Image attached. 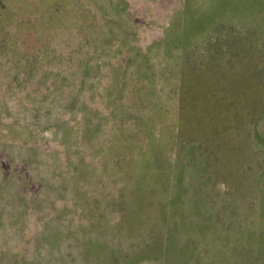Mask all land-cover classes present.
I'll return each mask as SVG.
<instances>
[{"label": "rangeland", "instance_id": "rangeland-1", "mask_svg": "<svg viewBox=\"0 0 264 264\" xmlns=\"http://www.w3.org/2000/svg\"><path fill=\"white\" fill-rule=\"evenodd\" d=\"M193 144L228 159L210 206L264 162V0H0V264H110L131 190L200 184Z\"/></svg>", "mask_w": 264, "mask_h": 264}, {"label": "crops", "instance_id": "crops-1", "mask_svg": "<svg viewBox=\"0 0 264 264\" xmlns=\"http://www.w3.org/2000/svg\"><path fill=\"white\" fill-rule=\"evenodd\" d=\"M187 191L184 183L176 188L147 185L131 190L136 195L119 208L116 245L107 251L110 264H251L247 250L251 257L253 220L244 233L235 226L223 235L222 221L211 206L200 197L185 195ZM195 199L199 200L198 215L190 221L185 216ZM86 255L93 260L95 254L89 251ZM104 263L102 253L100 264Z\"/></svg>", "mask_w": 264, "mask_h": 264}, {"label": "trees", "instance_id": "trees-1", "mask_svg": "<svg viewBox=\"0 0 264 264\" xmlns=\"http://www.w3.org/2000/svg\"><path fill=\"white\" fill-rule=\"evenodd\" d=\"M239 139H241V137H239ZM207 142L208 140H206L205 145L212 148V140L210 141L211 145H208ZM192 147V149L190 148L192 154L197 151L200 155L198 156L200 158L197 164L198 168L194 171L197 176L193 174L192 177H197L200 184L196 186L193 179L189 182L188 173L184 165L180 168V179L183 177L185 191L188 190V193H185V195L200 197L203 202L209 206L208 199L211 195L218 194L217 191H213L214 188L217 190L219 189L218 184L213 183L211 178L218 177V173L222 172L223 163L228 159H221L218 153H205L204 147L199 144H193ZM251 154L253 157V159H251L253 161L252 165L248 164V161H250L248 158L250 156L246 151H243V148L241 155L235 160L236 177L238 176V171L240 172V178L238 183L228 191L232 193L235 192L234 197L232 195V199H230L229 196H224L220 202H212L210 209H213L214 215L221 219L223 235H226L225 232L231 231L235 226L238 228L239 233H244L246 224H250V221L253 220L255 228L254 245L251 257L249 256V250H247V261H250L251 264H264V162L259 156L261 153ZM222 173V176L226 180L225 171L223 170ZM179 184L174 185L179 186ZM228 192L226 194H228ZM198 201V199L193 200V204L190 203V206H192V208L195 206L198 209ZM245 255L246 253L243 251L241 259L243 263L246 260Z\"/></svg>", "mask_w": 264, "mask_h": 264}]
</instances>
